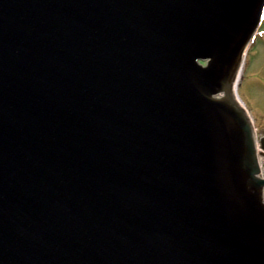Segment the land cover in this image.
Instances as JSON below:
<instances>
[{"label": "water", "instance_id": "water-1", "mask_svg": "<svg viewBox=\"0 0 264 264\" xmlns=\"http://www.w3.org/2000/svg\"><path fill=\"white\" fill-rule=\"evenodd\" d=\"M263 2L0 0V264H264Z\"/></svg>", "mask_w": 264, "mask_h": 264}, {"label": "rangeland", "instance_id": "rangeland-1", "mask_svg": "<svg viewBox=\"0 0 264 264\" xmlns=\"http://www.w3.org/2000/svg\"><path fill=\"white\" fill-rule=\"evenodd\" d=\"M253 63L245 74L239 92L255 121L258 135H264V35L252 46L249 63Z\"/></svg>", "mask_w": 264, "mask_h": 264}]
</instances>
